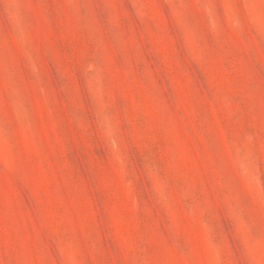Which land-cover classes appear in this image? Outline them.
I'll return each instance as SVG.
<instances>
[{"label": "rangeland", "instance_id": "obj_1", "mask_svg": "<svg viewBox=\"0 0 264 264\" xmlns=\"http://www.w3.org/2000/svg\"><path fill=\"white\" fill-rule=\"evenodd\" d=\"M0 264H264V0H0Z\"/></svg>", "mask_w": 264, "mask_h": 264}]
</instances>
